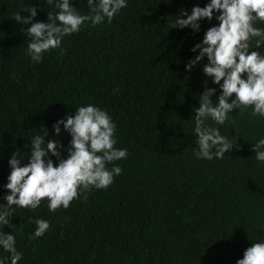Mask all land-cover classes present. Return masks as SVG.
Masks as SVG:
<instances>
[{"label":"trees","instance_id":"trees-1","mask_svg":"<svg viewBox=\"0 0 264 264\" xmlns=\"http://www.w3.org/2000/svg\"><path fill=\"white\" fill-rule=\"evenodd\" d=\"M205 3L128 0L110 23L85 22L37 63L25 51L21 29L29 25L15 16L28 17L23 9L35 6L34 20L46 22L48 11L58 10L48 0H0V204L10 155L26 158L43 126L45 139L57 140L66 157L70 137L62 126L54 135L52 125L78 106L105 110L116 125L114 147L127 150L126 158L106 164L122 170L112 184L78 192L67 208L50 212L46 199L36 209L13 206L3 231L15 237L17 264H236L264 239V163L252 151L264 137V119L252 117L250 107L234 109L230 120L213 125L236 137L225 157L209 161L192 152L197 94L206 79L217 86L201 71L206 60L188 72L184 65L216 21L201 20L198 33L170 27L183 9L190 14ZM71 4L88 11L86 0ZM254 50L264 55V42ZM218 94L217 88L211 99ZM37 218L49 228L29 239L35 227L29 221ZM8 256L0 250L4 264Z\"/></svg>","mask_w":264,"mask_h":264},{"label":"clouds","instance_id":"clouds-1","mask_svg":"<svg viewBox=\"0 0 264 264\" xmlns=\"http://www.w3.org/2000/svg\"><path fill=\"white\" fill-rule=\"evenodd\" d=\"M127 2L86 0L88 11L85 14L83 9L74 8L71 0H48L58 11H48L46 22L34 20L35 6L23 9L29 13L28 17L17 13L14 20L29 25L21 29L27 40L26 55L39 63L42 54L59 48L66 35L79 32L85 22L90 21L93 26L102 21L110 23ZM213 18L216 23L192 46L190 51L196 55L184 65L188 72L206 60L201 71L217 86L208 87L207 79L202 82L203 91L196 97L198 107L192 109L191 115L195 136L193 155L209 161L225 157L224 153L236 143L235 136L228 139L213 125H223L230 120L234 109L243 111L249 107L252 117L264 119V55L254 50L264 42V28L254 26L257 20L264 22V0H207L203 7L193 6L190 14L183 9L170 28H188L198 33L200 21L211 22ZM217 88L219 94L213 101L211 97ZM74 109L72 115L57 119L52 125L54 135H59L62 126L70 137L68 146L63 149L66 157H61V145L57 140L45 139L48 133L41 126L31 137L26 158L17 151L8 158L10 171L3 185L6 194L2 197L5 203L0 204V250L9 254L6 258L9 264L21 260L12 231H3L13 217V206L36 209L46 199L50 212L59 207L67 208L78 192L107 188L122 171L115 164L110 169L106 167L127 156L126 149L114 147L116 125L111 116L93 104ZM252 151L254 159L264 163V137L252 143ZM50 157L55 158V166ZM29 222L35 225L29 239L41 237L49 228L44 219H30ZM0 264H4V258H0ZM236 264H264V239L252 242Z\"/></svg>","mask_w":264,"mask_h":264}]
</instances>
